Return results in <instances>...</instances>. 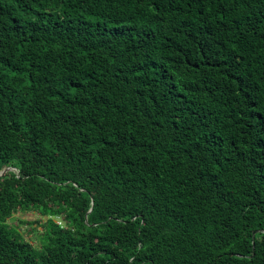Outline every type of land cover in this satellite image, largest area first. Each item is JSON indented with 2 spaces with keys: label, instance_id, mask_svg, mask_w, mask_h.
Returning <instances> with one entry per match:
<instances>
[{
  "label": "trees",
  "instance_id": "trees-1",
  "mask_svg": "<svg viewBox=\"0 0 264 264\" xmlns=\"http://www.w3.org/2000/svg\"><path fill=\"white\" fill-rule=\"evenodd\" d=\"M7 166L0 264H264V0H0Z\"/></svg>",
  "mask_w": 264,
  "mask_h": 264
},
{
  "label": "rangeland",
  "instance_id": "rangeland-1",
  "mask_svg": "<svg viewBox=\"0 0 264 264\" xmlns=\"http://www.w3.org/2000/svg\"><path fill=\"white\" fill-rule=\"evenodd\" d=\"M45 220L46 216H42L35 210H19L8 219V222L16 226L18 230L32 242L38 243L36 240L38 231L42 229V226L37 222V219ZM58 222L63 223L60 217H56Z\"/></svg>",
  "mask_w": 264,
  "mask_h": 264
},
{
  "label": "water",
  "instance_id": "water-1",
  "mask_svg": "<svg viewBox=\"0 0 264 264\" xmlns=\"http://www.w3.org/2000/svg\"><path fill=\"white\" fill-rule=\"evenodd\" d=\"M9 169H11V166H7V167H5V168H3L1 171H0V175H3L6 171H8ZM259 230H261V229H258V230H256L254 233H253V236L255 235V233L257 232V231H259ZM264 231V230H263Z\"/></svg>",
  "mask_w": 264,
  "mask_h": 264
}]
</instances>
